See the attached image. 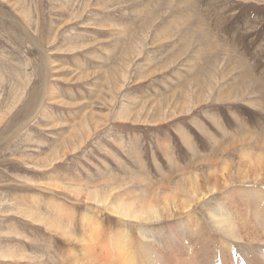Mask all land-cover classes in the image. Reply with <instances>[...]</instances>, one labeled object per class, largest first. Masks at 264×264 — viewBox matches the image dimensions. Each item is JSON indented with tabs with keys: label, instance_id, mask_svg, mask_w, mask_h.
Instances as JSON below:
<instances>
[{
	"label": "rangeland",
	"instance_id": "obj_1",
	"mask_svg": "<svg viewBox=\"0 0 264 264\" xmlns=\"http://www.w3.org/2000/svg\"><path fill=\"white\" fill-rule=\"evenodd\" d=\"M261 180L264 0H0V264H264Z\"/></svg>",
	"mask_w": 264,
	"mask_h": 264
},
{
	"label": "bare ground",
	"instance_id": "obj_2",
	"mask_svg": "<svg viewBox=\"0 0 264 264\" xmlns=\"http://www.w3.org/2000/svg\"><path fill=\"white\" fill-rule=\"evenodd\" d=\"M258 183H264V180H261L260 182H258ZM255 186V185H254ZM27 187V186H26ZM256 189V188H255ZM213 191V193H215V190H212ZM259 193V192H258ZM260 193L262 194V192L260 191ZM260 194V195H261ZM206 196V195H205ZM204 196V197H205ZM263 196V195H262ZM258 197V196H257ZM261 197V196H260ZM260 197H259V199H260ZM262 200L264 199V197L263 198H261ZM250 204V203H249ZM109 206V205H108ZM176 207V206H175ZM175 207H168V209L169 208H175ZM110 209V207L108 208V210ZM132 204H130L129 206H127V205H125V206H123L122 207V210L123 211H116V210H112V213L113 214H115V215H119V217H121L120 219H129V218H127V217H131V215H129L130 213H134V215L136 216V217H138V218H141L142 217V215H144V214H147L149 217L150 216H152V214L150 213V211L152 210V211H155V207L153 206V205H146V204H143L142 206H140V208H139V210L138 209H134V211L132 212ZM151 209V210H150ZM262 209H264L263 208V206H261V210ZM18 215H16V214H14V213H8L7 215H4V216H6V217H9V216H14V215H16L17 217H22L24 220L25 219H27V218H24V216H27V217H31L32 216V218L34 219V220H36L37 222H38V224L37 225H40V226H42L41 224H39V221H42L43 220V218L41 217V216H34L35 215V211H33L32 210V208L31 209H27V210H25L24 208H19V210H18ZM153 215H155V214H153ZM28 218V219H29ZM244 220H246L245 218H244ZM223 222V226H224V224H227V228H228V230L229 231H227V235H230L232 238H234V239H236V240H242V238H241V236H242V232H244V241L245 242H248V243H250V242H252V241H254V240H256L258 237H259V239L257 240V243H263L264 242V240L262 239L263 237H262V235L261 234H259L260 232H257L254 228H253V226L254 225H252L253 223L251 222V220L249 219V220H247L246 221V223H245V226H243V227H239V225H238V222H237V216L236 215H232L231 214V219H228V220H223L222 221ZM245 222V221H244ZM224 228H225V226H224ZM197 233V232H196ZM120 246L122 247V248H125L126 246V249L125 250H127V252L128 251H131V250H129L130 248H128L129 246H128V241H123L120 245H119V248H120ZM121 248V249H122ZM128 248V249H127ZM232 249V248H231ZM124 249L122 250V251H125ZM3 257L5 256V257H7L8 255H2ZM4 257V258H5ZM178 260V259H177Z\"/></svg>",
	"mask_w": 264,
	"mask_h": 264
}]
</instances>
